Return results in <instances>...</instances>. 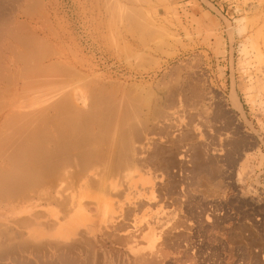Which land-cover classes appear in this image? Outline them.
Here are the masks:
<instances>
[{"label": "rangeland", "instance_id": "rangeland-1", "mask_svg": "<svg viewBox=\"0 0 264 264\" xmlns=\"http://www.w3.org/2000/svg\"><path fill=\"white\" fill-rule=\"evenodd\" d=\"M37 1V6H31L23 0L27 6L22 5L18 11L29 14H22L25 36L31 35L32 47L27 46L30 52L31 48L38 52L28 55L29 51L16 44L14 57L26 51L28 57L20 54L29 60L17 57L21 62L15 64L12 54L7 53L0 64L9 72L0 69V79L10 76L0 80V171H13L10 178L27 174V178L23 176L25 183L20 175L18 180L12 178L24 184V192L18 189L20 183L0 173L9 180L2 183L4 189L12 187H8V194L0 189V194L6 195L0 196L6 198L0 203L13 206L34 201L44 208L47 203L59 205L63 199L69 204L80 189L107 194L111 193L110 185L121 193L127 171L124 174L118 168L132 162L131 169L141 166L140 170L152 175L154 190L159 187L164 194L168 188L170 198L165 191L163 200L156 202L163 221L183 222L192 227L191 234L196 233L190 235L189 242L190 256L197 258L195 264H264V0ZM29 6L32 9L27 10ZM31 37L40 43H34ZM162 114L167 115L165 120ZM153 139L164 147L163 152L157 153L160 147ZM152 144L159 156L163 153V166L157 156L155 162H145ZM135 152H140V159L145 157V163L141 159L138 167L139 163H134L140 159ZM100 155L105 163L97 160ZM92 157L96 164L91 163ZM85 160L86 169L79 168ZM107 163L110 168L115 166L108 171L111 176ZM88 164L93 167L88 169ZM55 166L59 172L64 169L63 174L71 169L72 173L81 168L85 171H80L82 175L74 173L76 179L82 176L78 182L68 172L74 177L71 184L76 181L77 187L73 186L75 182L67 185L69 189L66 185L62 188L67 180L63 183L61 176L52 182L56 179L52 173H58ZM116 167V173L124 176L113 175ZM49 169L48 175H52L48 176ZM103 169L105 173H101ZM32 173L34 176H30ZM93 175H97L96 181L102 180H90ZM46 176H54L49 181L52 183H47ZM43 179L46 184L40 181ZM91 181L95 187H90ZM53 183L57 185L50 188ZM29 185L36 189L32 190L34 196ZM14 192L28 198L22 200ZM9 193L14 195L13 202ZM176 198L179 200L175 203ZM189 213L192 219L200 220L198 224L187 216ZM106 252L113 264H123V255ZM163 252V256L171 257L170 250ZM167 264L176 263L170 260Z\"/></svg>", "mask_w": 264, "mask_h": 264}, {"label": "bare ground", "instance_id": "bare-ground-1", "mask_svg": "<svg viewBox=\"0 0 264 264\" xmlns=\"http://www.w3.org/2000/svg\"><path fill=\"white\" fill-rule=\"evenodd\" d=\"M9 1L10 0H0V64H2L4 62V60L6 59L5 54L9 53V54H12V57H14V55L16 54V52H15V49H16L15 45L16 44H18L19 47L21 45L22 47L20 49L23 50V51H24V49H26V51H29L28 46H29V48L31 46L30 42H29L30 41L29 37L31 35L29 34V36H28V34H27V37L25 36L26 35V31H25V27H24L25 26V22H24V19H23L24 18L23 16L26 14L27 11L23 12L24 15L22 16L23 13H19V11H18V10L21 9V8H19V5H18L20 0H12L11 1L12 5L14 4V7L15 8L18 7L19 9L17 8L18 10L12 11L14 14L9 16L8 13H7L8 12L7 10H8V6H9L8 5ZM25 1L27 3H29L28 5H31L32 3H34L35 0H32L33 2L31 1V3L29 2L30 0L29 1L25 0ZM21 5H23V4H21ZM35 5L37 6V3ZM25 6H27V5H25ZM25 6L23 5V7H25ZM31 6H33V4ZM31 6H29V8L27 7L28 8L27 10L32 9ZM14 7L11 6L10 8L11 9L13 8L12 10H14L15 9ZM30 11H32V10H30ZM20 14H21V16H20ZM27 15L29 17L28 12H27ZM21 33L23 35H21ZM33 35H35V34H33ZM36 36H37V34L35 35V37ZM37 38L39 40L38 36H37ZM34 39L36 40V38H34ZM34 39H33V37H31V40H34ZM19 40H20V44L18 42ZM35 40L33 41L34 43L36 41L38 42V40H36V41ZM39 43H37V44H39ZM32 45L36 46V44H32ZM44 45H46V44H43L41 46H44ZM48 46L49 45H47V47ZM36 48H37V46H36ZM40 48L42 50V47H40ZM44 48H46V47L44 46ZM49 48H50V46H49ZM31 50H32V52L36 51V50L33 51L32 48H31ZM26 51L23 52V54H25ZM43 51H44V49H43ZM22 52L21 51L19 53L17 52L18 56L16 55V58L18 57L19 60L28 59V58H26V57H28L27 56L28 53H29L28 55H32L33 56L32 52H30V51L25 54L26 57H25V55L22 56V54H20ZM36 52H38V51H36ZM55 52H57V51H55ZM44 54H45V52H44ZM36 55H37V53L35 54V57H36ZM20 56L22 57V59H21ZM14 58H13V63H14V60H15V64L17 63V61L19 63L21 62L18 59H16V58L14 59ZM29 58H30V56H29ZM26 62H27V60L25 61V63L24 62H22V63L26 64ZM22 66H25V65L22 64ZM31 66H34V65H31ZM38 67H42V66H38ZM43 67H44V65H43ZM2 68H3L4 72H6V71L8 72L7 68H4L3 66H2ZM2 68H0V69H2ZM36 69H37V67H36ZM12 71H14V70L12 69ZM0 73L2 74V71ZM12 73H14V72H12ZM37 73L35 74L36 76H37ZM8 74H9V72H8ZM8 74H6V75H8ZM29 74L34 75V73H29ZM25 75H26V73H25ZM8 76L7 77L5 76V77L10 79V76L9 77ZM22 76L23 75L21 74V76H19V77H22ZM4 78L1 77L2 80ZM28 78H30L29 75H28ZM36 78H38V76ZM7 80L5 81V83L7 82V84H10V82H9L10 80H8V81ZM33 80H32V82H34ZM24 81H22V82H24ZM35 81H37V80H35ZM26 82L27 81H25V83ZM31 84H29V85H31ZM26 85L27 84H25V86ZM32 86H33V84H32ZM21 87H23V86L21 85ZM21 87H20V89H21ZM4 90H7V89L5 88ZM180 90H183V89H181V87H180ZM8 91H10V90H8ZM8 91L7 92L4 91V92L8 93ZM177 91H179V90H177ZM177 91H176V93L179 94ZM184 91H185V89L183 90V92ZM171 92H173V91L171 90ZM181 92L182 91H180V93ZM183 92L181 93V95H183ZM176 93H175V95H177ZM174 98H175V96H174ZM183 98H185V96ZM173 100H171V102H174ZM12 105L14 106L15 103L12 104ZM172 106H173V104H172ZM14 107H13V109H16V106H14ZM17 108H18V106H17ZM0 109H1V107H0ZM72 109H74V111L77 110V108L75 109V107H73ZM71 111H73V110H71ZM76 112L78 113V111H76ZM76 112H75V114H76ZM15 113H16V111H15ZM155 113H157V111ZM158 113H160V112H158ZM162 115L160 117H163L162 119L165 120L167 115L166 116H164V115L162 116ZM8 116H10V115H8ZM152 118H150V119H152ZM159 119H161V118H159ZM144 120L145 119H143V121ZM152 121H153V119H152ZM156 121H157V119H156ZM147 122L148 121H146V124H147ZM158 122H159V120H158ZM160 122H159V124H160ZM161 123H163V122H161ZM155 124H152V125H155ZM4 125H5V123H4ZM144 128L146 129L147 127H144ZM137 129H138L137 131L139 133V129L140 128H137ZM145 129H143L144 130L143 132H145ZM162 129H164L163 125H162ZM149 131H152V130H149ZM161 131H163V130H161ZM164 131H167V130H164ZM148 133L150 135V132H148ZM140 134H142V133H140ZM152 141H154V139ZM154 145L155 146L158 145V142H157V144L155 142ZM154 145L152 144L153 150L149 154V155H151V157L147 154L148 151L146 150V152H147L146 154L147 155H145V157L147 156L146 157L147 159L145 160V162L146 161L148 162L149 160L152 161V162L153 161L155 162V160L153 158L157 156L158 158L160 157L159 161H158V163L160 164V162L162 160L161 157H163V153H162V156H159L158 154L161 153V151L163 150L164 147H162L161 145L160 146L159 145L156 146V147H160V148H158V149H160V151H157V153H158L157 154L156 150H158V149H155L156 147H154ZM152 147H151V149H152ZM176 147H177V145H176ZM135 148H137V147H135ZM135 148H133V150ZM153 151H154V155H152ZM139 153L140 152L136 153V155L138 154L137 158H139ZM110 154H111V151H110ZM136 155H134V156H136ZM100 157H101V155H100ZM100 157L97 156V160L99 158L101 161H103L102 163H105L104 160H102L103 158L102 157L100 158ZM109 157L110 156H108V158ZM118 157H120L119 159L122 158L120 155ZM145 157L141 156V159L143 160ZM127 158H128V156H127ZM137 158L134 157L133 161L136 159V162H137L138 161ZM91 159H92L91 163H94L95 160H96L95 159L94 162H93L94 158L92 157ZM91 159H89V160H91ZM129 159H131V156H130ZM141 159L139 160L140 162L134 163L136 165L139 163L137 165V167L140 165V163L142 161ZM100 160H99V162H100ZM122 160H123V158H122ZM84 162H85V164L80 163V164H83V165H79V168H80V166H84L83 168H85L86 162H88V161L85 160ZM142 162H143L142 164L145 163L144 160ZM96 163H97V161L94 164H96ZM125 163H124V165L122 164L123 167L118 168L119 171H120V169H121L122 172L124 171L125 172V173L123 172L124 174H126V171H127V174L125 175V182H124V184L126 183L125 187H123L124 186L123 182L120 181V182H122V185H121V183H120V185L122 186V188H124V189H122L123 193L120 191L122 194L119 193V191L116 189V187L112 186V185H110L111 193L109 192L107 194H101V193L94 194V193H90L89 191L85 190L84 188L83 189L79 188L80 190H78V192H76V194L73 197H71V200H70L69 204L67 202L68 201L67 200V196L63 195L61 197H65V200H66L67 203H64L65 201L63 202V199H60L61 201H59V202L60 203L63 202L64 204L63 203L62 204L59 203V205H55V206H53V204H51V203H47L46 207L43 208V206H38L34 201H27L25 203H17L14 206H8L7 216L2 219V222H6L8 224L7 225V229L9 228V230H7V231H10V228L11 229L13 228V230H15V231L17 230L16 232L19 231V234L16 236L15 235L16 233H14V237L12 235H11L12 237H8V235L6 237H4V236L1 237L0 236V264H100V263L101 264H113L111 259L109 258V255H108L109 252H106V251H111V253L112 252H118L121 255H123V257H124L123 264H167V263L170 262V260L173 263H176V264H186V263L188 264V262L190 264H195V259H197V258L194 259L193 256H190V253H189V242H191L190 238H192L194 236V234L196 235V233H194V231H193L194 234H191V231H192L191 228L192 227L191 226L188 227V226L184 225L183 222H178V223L177 222H170L169 223L168 220L163 221L162 213H161V211H158V207H156V202H161L163 200V195L165 194V191L168 188H166V190L164 189V194H163V189H162V192H160V191H158V189L160 190V188L156 187L157 188L156 190L158 191V192H156V190H154V187H155L154 178L152 177L151 174L147 173L148 171L145 172L143 170H140L141 166H139L140 167L139 169L136 168V167L131 169V167H132L131 163L132 162H130L128 164H125ZM148 163H146V164L148 165ZM158 163H156V165ZM162 163L163 162H161V164ZM150 164H149V166L152 165V164L151 165ZM114 165H115V163H114ZM88 166H89V164H88ZM106 166L110 168V166H108V163H107ZM106 166H103V167H106ZM120 166L121 165H119V167ZM161 166H163V164ZM161 166H158V167H161ZM57 167H56V169H57ZM92 167L93 166H91L88 169H91ZM114 167L115 166H113L111 168L114 169ZM117 167L115 168V170H113L114 171L113 175H115V176H117V174H118V173H116L117 170H118ZM145 167L146 166H144V168ZM52 168H51V171H53ZM61 168L62 167H60V169ZM66 168H67V166H66ZM94 168H95V166H94ZM111 168L108 169L107 172L110 171ZM142 168H143V166H142ZM56 169H54V170L56 171ZM99 169L101 170V168H99ZM11 170H13V169H11ZM62 170L64 171V169H62ZM62 170H61L62 174H59V173H61V172H59V170L57 171L58 172L57 174L54 173V172L53 173L51 172L52 174H54V176H56V177L53 176L56 179H54L53 177L49 178L47 176L44 179L46 180L47 178H49V180L47 179L48 180L47 183H52V182L55 183V180L56 181L59 180V177L61 176L62 182H63V180H67L66 181L67 184H66V182L65 183L63 182L64 185H62L63 187L61 186L62 188H64L65 185H66V187H67V185H69V186L71 185L72 186L76 182L75 181L74 183L71 184V181L72 182L74 181L73 180L74 177H71L70 174H67L68 172L71 171V174H73V176H75L74 179L77 180V182L82 177V176H80V178L78 177L79 179H76V176H78V175H74L75 172L72 173L73 169H71L70 171L66 170L65 174H67V176L65 174H63L65 171L63 172ZM81 170L83 171L84 169L81 168L78 171L76 170L79 173L76 172L75 174L82 175V173L80 172ZM93 170H95V169H93ZM96 170H97V166H96ZM100 170H98V172ZM160 170H161V168H160ZM48 171L49 172H46V175H48V173H50V169ZM2 172L5 173V175L6 174L9 175V173H11V172L13 173V171H9V170L8 171H0V173H2ZM103 172L105 173L106 170L104 171V169H103V171L101 173H103ZM110 172H108V175H110L109 174ZM84 173H86V172H84ZM121 173L118 174V177H119V175H121ZM123 173H122V175H123ZM24 174H25V177L27 178V176H26L27 174L26 173H24ZM24 174L23 175L19 174V175L22 176L21 178H23ZM52 174H49V175H52ZM93 174H97V172L93 173ZM5 175L4 174L3 175L0 174L1 181H3V179L5 178L4 182L0 181L1 182L0 185L2 186V187L0 186L1 187L0 189H4V187H6V186H4V184L2 185V183L6 184V180L11 179V181H12V180L15 179V177L17 179V177L19 176L18 174H17V176L15 174V177L14 176L12 177L14 179H12V178H10L11 175H9L8 176L9 178L7 179V177ZM32 175H33V173L30 176H32ZM57 175H59L58 179H57ZM64 175H65L66 179H65ZM103 175H105V174H103ZM106 175H107V173H106ZM113 175H112V177H114ZM43 176L44 175H42V177ZM62 176L64 177V179H63ZM35 177H36V175H35ZM67 177H69L70 179L67 178ZM95 177L93 175L92 179H90V180H93V178H94L95 182H100V180H102V178H100L98 181H96L97 178H95ZM104 177H106V176H104ZM106 178H108V177H106ZM120 178L123 179L124 177L121 176ZM31 179H33V178L31 177ZM44 179L40 180V181H43L46 184V181H44ZM50 179H54V180L52 182H49V181H51ZM17 180H14V181H16V183H17ZM24 180H25V178L22 179V181H24ZM87 180L90 181L89 179H87ZM117 180L119 181V179H117ZM68 181L70 182L69 184H68ZM32 182H33V180H32ZM77 182L73 186H76ZM95 182L91 181V183H93V185L91 184V186L89 185L90 182H88V184L85 182L86 187H89V186L90 187H95V185H94ZM19 183H17V184L20 185V187L24 186V184H22L20 181H19ZM24 183H25V181H24ZM28 183H27V185H28ZM54 183L50 184V188H52L53 186L55 187L57 185V184H54ZM41 184L43 185L42 182H41ZM27 185H25V186H27ZM96 185H97V183H96ZM161 185H163V183ZM9 186L12 189L11 185H9ZM9 186H7V188H6L7 190L4 189L6 192L8 191V189H9L8 187ZM98 186H99V183H98ZM100 186H101V184H100ZM16 187L17 186H15V188ZM34 187H35V185H34ZM163 187H161V188H163ZM15 188H14V191L17 189V188L15 189ZM22 188L24 190V187H21V188L18 187V189H22ZM30 188H32V187L30 186ZM68 189H66V190H68ZM90 189L93 190L92 188H90ZM96 189L97 188H94V190H96ZM105 189H106V187H105ZM173 189H175V188H173ZM4 190L2 191L3 194L5 193ZM32 190L36 191V189H34V188H32L31 191ZM97 190L99 192L100 189H97ZM25 191H26V189L24 190V192ZM29 191L30 190H28V192H27L28 194L31 193V191L30 192ZM33 191H32V193H33ZM59 191H61V189ZM59 191H57V192H59ZM105 191H103V192H105ZM172 191H175V190H172ZM200 192H204V191H200ZM0 193H1V190H0ZM15 193L16 192H14V194ZM22 193H23V191H21V194ZM155 193H158V194L155 195ZM167 193H169V192H167ZM7 194H8V192H7ZM9 194L11 195V193H9ZM19 194H20V192H19ZM34 194H35V192L33 193V196H34ZM171 194H174V193H171ZM23 195H24V193H23ZM169 195H170V193L167 194L166 196L168 197ZM176 195H177V192H176ZM180 195L178 193L179 197H180ZM0 196L5 197L6 195H1L0 194ZM22 196H19V198H23L22 200L28 198V197L25 198V196H23V197ZM30 196H32V195H30ZM11 197H12V199L9 198V202L11 200H12V202L14 201L13 200V197H14L13 194L11 195ZM19 198L16 197L14 199L17 201V199L19 200ZM168 198H170V196ZM168 198H167V200H168ZM1 199L3 201H4V199L6 200V198L0 197V201H1ZM176 200L178 201L179 199L176 198L175 199V203L177 202ZM3 201H1V202H3ZM5 203H6V201H5ZM184 203H185V200H184ZM56 204H58V202H56ZM183 206H185V205H183ZM191 206H193V205H191ZM39 207H42V208H39ZM196 207H195V209H196ZM197 208H199V206ZM191 212H192V210H191ZM190 214L191 213H189V215H187V216H191L190 218L192 219V215H190ZM197 216H199V215H197ZM193 217H194V215H193ZM181 218H184V217H181ZM200 218L201 217L199 216V219ZM188 219L189 218H187L186 221ZM191 219H189V220H191ZM193 219H195L196 221L193 220ZM193 219H192L193 223L197 222V219L195 217ZM198 222H197V224H198ZM199 226L201 228V225H199ZM202 229H200L199 231L202 232L201 231ZM205 232H204V234H205ZM197 234H199V233L197 232ZM201 234H203V233H201ZM190 235H193V236L190 237ZM206 235H207V233H206ZM206 235H205V237H206ZM210 236H211V234H210ZM195 243H196V241H195ZM195 243L193 242V244H195ZM193 246H195V245H192V247ZM164 250H170L172 252L171 257H169V254L163 256V253H165V252H163ZM195 250L197 252V249H195ZM194 253H195V251H194ZM208 253H210V252H208ZM112 254L114 255V253H112ZM193 255H195V254H193ZM209 255H208V257H209ZM119 258H120V256H119ZM79 262H82V263H79ZM197 262H198V260H197Z\"/></svg>", "mask_w": 264, "mask_h": 264}, {"label": "crops", "instance_id": "crops-1", "mask_svg": "<svg viewBox=\"0 0 264 264\" xmlns=\"http://www.w3.org/2000/svg\"><path fill=\"white\" fill-rule=\"evenodd\" d=\"M11 1H12V0L9 1V4H8L9 6L7 5V6H8V10H7L8 12H7V13H8L9 16H11V15L14 14L12 11L18 10L19 8L22 9V7H21L22 5H21V4H23V0H20V1H19V4H18V5H19V8H18V7L15 8V7H14V4L12 5V2H11ZM10 2H11V3H10ZM10 5H11L12 7H14L15 9L12 10L13 8L11 9V8H10V7H11ZM16 6H17V5H16ZM17 8H18V9H17ZM11 12H12V13H11ZM13 206H14V205H13ZM7 213H8V205H4L3 203H0V224H1V225H0V226H1V227H0V236H1V237H3V236L6 237L7 235L10 234V235H12V236L14 237V233H16L15 235L17 236V235L19 234V231H18V232H16L17 230H16V231H15V230H12L11 232L6 231V230H7V225H8V224H7L6 222H2V219L5 218V217L7 216ZM1 222H2V223H1ZM3 224H4V225H3ZM14 231H15V232H14Z\"/></svg>", "mask_w": 264, "mask_h": 264}]
</instances>
